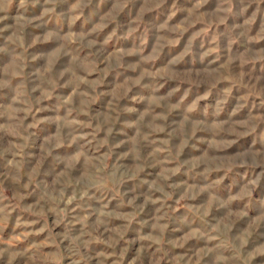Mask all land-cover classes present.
Instances as JSON below:
<instances>
[{
  "label": "rangeland",
  "instance_id": "obj_1",
  "mask_svg": "<svg viewBox=\"0 0 264 264\" xmlns=\"http://www.w3.org/2000/svg\"><path fill=\"white\" fill-rule=\"evenodd\" d=\"M0 264H264V0H0Z\"/></svg>",
  "mask_w": 264,
  "mask_h": 264
}]
</instances>
